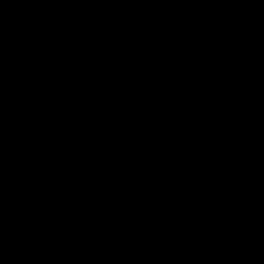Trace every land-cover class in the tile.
I'll return each instance as SVG.
<instances>
[{
    "label": "trees",
    "instance_id": "trees-1",
    "mask_svg": "<svg viewBox=\"0 0 264 264\" xmlns=\"http://www.w3.org/2000/svg\"><path fill=\"white\" fill-rule=\"evenodd\" d=\"M51 38L70 56L44 91L77 95L59 107L81 183L65 200L84 219L59 235L84 246L68 260L264 264V0H0V68Z\"/></svg>",
    "mask_w": 264,
    "mask_h": 264
},
{
    "label": "flooded vegetation",
    "instance_id": "flooded-vegetation-1",
    "mask_svg": "<svg viewBox=\"0 0 264 264\" xmlns=\"http://www.w3.org/2000/svg\"><path fill=\"white\" fill-rule=\"evenodd\" d=\"M77 95L60 86L51 94L15 106L0 139V264H79L68 257L81 244L59 241L61 232L81 226L65 198L81 190L76 164L61 149L77 139L59 111ZM73 247H78L72 250Z\"/></svg>",
    "mask_w": 264,
    "mask_h": 264
},
{
    "label": "rangeland",
    "instance_id": "rangeland-1",
    "mask_svg": "<svg viewBox=\"0 0 264 264\" xmlns=\"http://www.w3.org/2000/svg\"><path fill=\"white\" fill-rule=\"evenodd\" d=\"M202 15L199 14L197 18ZM53 37L57 36V31ZM67 39V38H65ZM68 40V39H67ZM70 51L65 47L64 43L56 39H49L43 51L36 58H32L30 54L27 56L22 53H13L12 59L4 67L0 68V139L4 136V119L9 113L8 111L14 107V100L17 96L29 91L45 90L48 87V81L52 73L60 74L66 65V60L69 59ZM173 75L182 74L184 71L183 65H173L170 67ZM181 88V98L184 100H199V92L196 88L193 91H186L184 82L173 79ZM231 94L235 100H238L240 87L236 84H231ZM11 114V113H10ZM253 238L250 236H242L236 240V245L231 254L234 260H239L243 250L251 244ZM212 246L210 238H206L204 250H208ZM78 247H73L76 250Z\"/></svg>",
    "mask_w": 264,
    "mask_h": 264
},
{
    "label": "water",
    "instance_id": "water-1",
    "mask_svg": "<svg viewBox=\"0 0 264 264\" xmlns=\"http://www.w3.org/2000/svg\"><path fill=\"white\" fill-rule=\"evenodd\" d=\"M119 66H120V64H119V63H116V64H113V65L109 68L110 79H111V80L114 78V75H115V73L117 72Z\"/></svg>",
    "mask_w": 264,
    "mask_h": 264
}]
</instances>
